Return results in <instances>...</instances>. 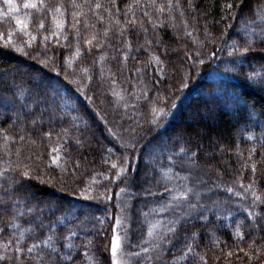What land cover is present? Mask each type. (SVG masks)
<instances>
[{
  "label": "trees",
  "instance_id": "obj_1",
  "mask_svg": "<svg viewBox=\"0 0 264 264\" xmlns=\"http://www.w3.org/2000/svg\"><path fill=\"white\" fill-rule=\"evenodd\" d=\"M115 233L119 264H264V0H0V264Z\"/></svg>",
  "mask_w": 264,
  "mask_h": 264
},
{
  "label": "snow or ice",
  "instance_id": "obj_2",
  "mask_svg": "<svg viewBox=\"0 0 264 264\" xmlns=\"http://www.w3.org/2000/svg\"><path fill=\"white\" fill-rule=\"evenodd\" d=\"M6 3H8L10 6H11V4H12V0H6ZM36 5L35 4H32V5H25V7H35ZM228 7H231V5H228ZM42 26V25H41ZM250 46H251V42H249V48H250ZM249 48H245V52H247L248 50H249ZM181 151H183V149H181ZM55 162V161H54ZM113 167H115V165H113ZM23 175L24 176H27L28 175V173L27 172H24L23 173ZM123 191V190H122ZM189 191H191V189H189ZM229 191H231L230 189H229ZM173 199H175V197H173ZM191 207H195V205H191ZM117 224H120V220L119 219H117ZM73 235H75V233H73ZM149 235H151V232H149ZM50 239V238H49ZM45 243H47L46 241H45ZM119 244H120V240H119V237L118 236H113V238H112V243H111V253H112V260H113V264H115V261H116V256H117V249H118V247H119ZM37 247H39V245L38 244H36V243H33L32 244V246L31 247H29L28 249H27V252H29V253H31L32 251H33V249L34 248H37ZM69 247H71V245H69ZM17 251H20V249L19 248H17L16 249ZM191 247L189 246L188 247V251L189 252H191ZM71 257H69V259H70ZM3 259H5V257L4 256H0V260H3Z\"/></svg>",
  "mask_w": 264,
  "mask_h": 264
},
{
  "label": "rangeland",
  "instance_id": "obj_3",
  "mask_svg": "<svg viewBox=\"0 0 264 264\" xmlns=\"http://www.w3.org/2000/svg\"><path fill=\"white\" fill-rule=\"evenodd\" d=\"M152 151H153V150H152ZM152 151H151V149L147 150V151L145 152V155L151 157V155L154 153V152L152 153ZM148 159H149V158H148ZM145 161H148V160L146 159ZM143 176H149V173H147L146 171H144ZM114 236H118V237H119V240H120V236L118 235V233H115ZM119 246H120V244H119ZM118 251H119V247H118V249H117V255H118ZM115 262H116V264H119V263H118V260H117V256H116V261H115ZM120 264H122L121 261H120Z\"/></svg>",
  "mask_w": 264,
  "mask_h": 264
}]
</instances>
